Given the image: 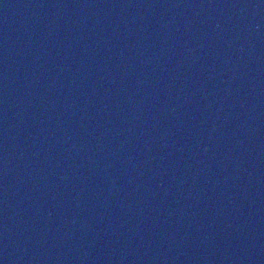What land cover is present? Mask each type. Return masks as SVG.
I'll list each match as a JSON object with an SVG mask.
<instances>
[{"label": "water", "instance_id": "95a60500", "mask_svg": "<svg viewBox=\"0 0 264 264\" xmlns=\"http://www.w3.org/2000/svg\"><path fill=\"white\" fill-rule=\"evenodd\" d=\"M0 264H264V0H0Z\"/></svg>", "mask_w": 264, "mask_h": 264}]
</instances>
